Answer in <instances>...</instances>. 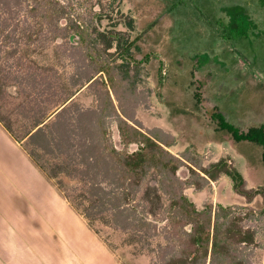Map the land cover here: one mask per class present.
I'll list each match as a JSON object with an SVG mask.
<instances>
[{
    "label": "rangeland",
    "instance_id": "obj_1",
    "mask_svg": "<svg viewBox=\"0 0 264 264\" xmlns=\"http://www.w3.org/2000/svg\"><path fill=\"white\" fill-rule=\"evenodd\" d=\"M199 9L196 0H0L2 123H11L22 136L45 119L42 135L25 144L27 151L37 149L49 166L67 165L66 172L75 174L63 171L51 178L61 193L65 187L63 200L50 201L44 189L34 196L39 204L46 203V216L38 205L37 215L29 212L35 222L20 217L16 229L0 218L6 224L0 231V252L6 258L0 254V264H91L79 254L105 255L118 264H170L175 259V264H264L262 147L236 141L217 128L211 111L225 104L231 112L228 121L241 130L264 119L258 112L246 123L236 118L254 106L253 88L238 86L217 99L213 89L191 85V46L204 42L197 23L191 22ZM144 29L129 50L117 49L116 39L123 44ZM106 36L114 38L108 49ZM257 53L264 59V44ZM92 72L95 77L89 81ZM258 98L264 99V91ZM120 116L133 126L123 122L126 139L118 128ZM134 127L165 143L175 173L172 164L131 178L122 157L127 139L137 134ZM136 148L138 143L130 142L128 149ZM221 159L260 194L249 202L223 173L214 181L203 179L199 189L202 179L193 169ZM34 185L42 184L34 178L30 188ZM82 191L89 199L104 201L95 220L70 203ZM148 191L159 198L145 199ZM182 194L201 212L208 202L212 214L223 207L227 221L234 218V227L252 236V242L232 240L219 248L211 240L207 250L197 251L191 241L193 224H184L176 215L180 211L171 209ZM54 210L66 221L53 216L50 223Z\"/></svg>",
    "mask_w": 264,
    "mask_h": 264
},
{
    "label": "crops",
    "instance_id": "obj_2",
    "mask_svg": "<svg viewBox=\"0 0 264 264\" xmlns=\"http://www.w3.org/2000/svg\"><path fill=\"white\" fill-rule=\"evenodd\" d=\"M196 2L200 9L191 22L197 23V34L204 42L201 45L192 43L191 46L194 63L191 70V85L197 84L207 90L213 89L217 99L222 94H231V89L238 86L253 88L254 106L248 109L246 116L244 114L236 118L246 123L247 118L251 119L258 112L264 119V99H256V96L264 91V59L258 57L257 53V47L263 48L264 44V0H196ZM181 62L179 61V64ZM224 105L219 112L228 120L231 112L229 107ZM2 122L0 119V212L3 214L0 218L9 223L8 227L16 229L20 217L30 224L35 222L30 213L32 211L37 215L38 205L42 214L46 216L44 211L46 203L39 204L34 197L40 190H45L50 201L55 198L63 200L65 197L32 159L25 147L27 137L19 139ZM261 124H264V121ZM238 156L242 159L241 154ZM34 178L42 184L40 189L35 185L30 188V182ZM55 211L50 212L52 216L50 223L53 216L55 219L61 218L59 210L56 212L57 215ZM61 220L65 222L66 218L63 217ZM5 225L0 223V231L6 229ZM0 254L6 256L4 250ZM79 256L91 264H104V261L118 264L114 258L109 262L105 255L94 257L79 254ZM7 263L14 264L10 261Z\"/></svg>",
    "mask_w": 264,
    "mask_h": 264
},
{
    "label": "trees",
    "instance_id": "obj_3",
    "mask_svg": "<svg viewBox=\"0 0 264 264\" xmlns=\"http://www.w3.org/2000/svg\"><path fill=\"white\" fill-rule=\"evenodd\" d=\"M52 6H53V2H52ZM53 10L55 12H59L62 14L65 13V11L62 12V9L57 7L53 8ZM49 12L45 11L44 13L48 14ZM127 22L131 30L134 29L133 18H129ZM143 33H145V29L140 31L138 35L135 36L134 39L124 40L123 44H121L120 39H116L115 41L117 42L116 44L117 49H120L119 51L123 49L129 50L130 44L136 39V37H140ZM102 35L105 36V34ZM106 39L108 41L107 42L108 47L106 48L108 49L113 46L114 38H109L106 36ZM121 46L122 48H119ZM109 53L111 55L114 54L113 52H109ZM94 75H95L94 72H92V76L88 78L89 81H92L94 79L95 77ZM211 116L216 121L217 128L229 131L236 141H242V140L252 141L261 145L262 159L264 161V124L251 126L247 130H241L239 127L235 126L234 124L226 120L219 111H215V110L211 111ZM123 122L126 125L128 123L130 127H133L129 124L126 118L120 116V122L118 124V128L121 133V136L123 134ZM44 123H45V119L37 123L34 129L31 132L26 133L25 135L20 136L16 134L17 131L15 132V134L19 139L22 140L25 137H27L25 144L29 142L35 143L36 140L34 141L33 138H38V136H41L42 134L40 135L38 134L40 132H43L44 128L47 126V124ZM6 124L7 127L10 129V131H13L14 133V129L11 126V124L9 123ZM133 130L135 131V133L140 135L138 136L137 134H135V136L127 139L126 148L124 150V154L122 157V164L125 167V169L131 174V178L134 177V179H141L144 176H146L148 170H150L153 167L162 166L163 168L168 169L167 167L172 164H174V166H172V170L175 173L177 166L168 157V155H171V153L166 149L165 143L160 141L152 134L143 133L141 130H139L136 127H134ZM122 137L126 139V135ZM130 142L138 143V148L130 151L128 149ZM113 151H115V148L113 149ZM30 155L32 159L37 163L39 168L45 173L47 178H49L50 180L52 177L58 176L59 172L61 173L65 172L69 176L75 175L74 173L72 174L70 170L66 172V169L68 167L67 165L49 166L47 159L41 160L44 158V156L41 152H38L37 149L32 150L30 152ZM199 169L201 172L204 173L203 175H201L200 171H198L197 169L196 170L193 169L194 173L199 175L202 179V182H199L200 184L198 185L199 189L203 188V179H205L207 182H210L211 180L214 181L217 180L220 177V175L223 173L228 175L232 179L234 191L246 197V199L249 202L252 201L258 194H260V191L258 189L248 188L247 182L244 176L242 175V173L235 166L228 164V162L225 159H221L219 161L213 162L208 167L201 166ZM138 183H140V181L135 182L136 185ZM63 189L61 190L63 196H65L66 194L65 187ZM151 195L152 194L150 193V191H148L144 197L149 201L153 200V202L159 198V195L157 194L155 195V197H153L155 199L154 200L153 198H151ZM88 197L89 196L82 191L75 198L70 197L71 198L70 203L80 213L86 215L90 219L95 220L98 211H101L100 207L104 204V201L100 198L99 199L90 198L91 199L90 200ZM85 199L90 200V203L88 205L85 204L84 202ZM98 205L100 206L97 209ZM171 209L178 212L180 211L179 213H176V215L178 217L181 216L183 218L184 224H188V223L193 224V230H192L193 236L191 237V241L194 243V245H196L197 251L205 250L206 248H208L209 244L211 243V240H212V246L213 247L219 246V248H224L226 244H228V242L232 240L242 243L245 242L248 243V241L252 242L253 239L252 236L234 227L236 223L234 218H232L230 221H227L226 218L229 217V214L227 212L222 213V210L225 211L223 207H220L218 211H215V213L212 214L213 206L211 203L208 202L205 210H203L202 213L200 210L197 209L195 204L188 199L186 195L182 194L177 199L173 200V202L171 203ZM150 212L155 213L154 208H151ZM223 217H225V219ZM224 227L226 229V233L223 232ZM191 254H195V253L191 252ZM176 261H177L176 259L171 260L169 263L175 264Z\"/></svg>",
    "mask_w": 264,
    "mask_h": 264
}]
</instances>
